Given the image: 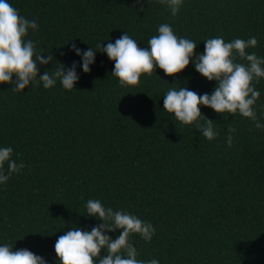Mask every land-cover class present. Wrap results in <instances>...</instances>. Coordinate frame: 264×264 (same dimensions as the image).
<instances>
[{"label":"trees","instance_id":"obj_1","mask_svg":"<svg viewBox=\"0 0 264 264\" xmlns=\"http://www.w3.org/2000/svg\"><path fill=\"white\" fill-rule=\"evenodd\" d=\"M8 2L38 24L25 39L54 56L38 74L79 60L69 51L72 43L97 52L89 73L77 69L73 90L57 82L18 93L0 84V146L12 147L11 158L25 165L0 185V243L56 264L59 236L101 222L85 214L86 201L99 199L155 228L150 241L130 236L138 259L264 264V129L239 114L201 106L218 132L209 141L195 123L183 125L163 108V95L178 85L212 92L216 82L197 73L191 60L175 76L157 68L136 85L122 86L111 74L114 61L99 47L125 31L146 48L167 23L178 37L196 42L194 55L203 53L208 38L254 36L256 47L246 51L264 56V0H184L176 16L158 0H144L143 11L136 0ZM253 84L260 92L253 107L264 123V78ZM230 122L236 129L231 146ZM109 235L115 239L119 230Z\"/></svg>","mask_w":264,"mask_h":264},{"label":"clouds","instance_id":"obj_2","mask_svg":"<svg viewBox=\"0 0 264 264\" xmlns=\"http://www.w3.org/2000/svg\"><path fill=\"white\" fill-rule=\"evenodd\" d=\"M144 0H136L143 11ZM176 16L184 0H158ZM38 29L36 20L20 15L8 0H0V84H11L13 92L23 93L25 88L42 85L44 89L54 87L57 82L65 90L75 89L79 80L77 69L89 73L95 64L96 50H87L71 44L70 52L79 60H73L71 66L59 63L52 71L46 69L38 74V66L52 64L53 54L42 55L36 42L25 39L29 30ZM157 35L152 36L146 48L138 47L137 41L127 32L115 39L114 43L100 44V52L114 61L112 75L118 78L122 86L136 85L142 74H151L159 68L166 76H175L182 72L192 61L197 73L208 81H215L212 92L197 94L188 87H172L163 95V108L183 125H193L209 141L216 138L218 132L213 120L201 113V106L214 110L218 114H239L251 119L257 129H264V123L257 117L254 105L260 97L253 81L264 78V56L246 49L256 47V37L247 40L240 38L226 42L217 36L204 40L203 53H196L195 41L178 37L171 25L160 24ZM64 55V53H61ZM239 57L247 63L237 62ZM15 77V78H13ZM204 117V123L199 120ZM227 121V118H224ZM227 144L231 146L236 129L227 123ZM13 148L0 146V185L8 182L14 173H19L24 163L12 159ZM7 164V168H5ZM85 214L95 218L97 223L90 229L72 227L59 236L54 244L56 264H159V260L138 259V252L130 241V236L139 234L150 241L155 234L151 222L142 221L127 211L105 207L99 199H89L85 203ZM119 230L113 239L109 233ZM105 255L101 256V252ZM0 264H48V261L27 248L13 251L7 243H0Z\"/></svg>","mask_w":264,"mask_h":264}]
</instances>
